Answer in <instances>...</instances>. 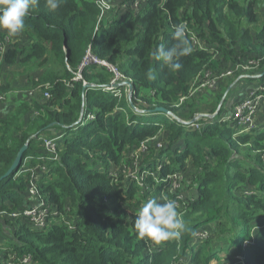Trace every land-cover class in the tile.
Segmentation results:
<instances>
[{"label": "trees", "instance_id": "obj_1", "mask_svg": "<svg viewBox=\"0 0 264 264\" xmlns=\"http://www.w3.org/2000/svg\"><path fill=\"white\" fill-rule=\"evenodd\" d=\"M119 1L122 6L134 0ZM262 3L147 0L141 10L115 11L100 24L99 9L91 0H64L54 12L46 0L31 7L23 32L13 37L0 57V94L11 105L0 116V178L22 146L28 143L24 160L37 158L46 153L41 137L59 138L60 159L49 164L41 186L52 202L62 209L69 206V217L77 225L37 230L0 215V242L17 252L15 259L0 258V264H22L19 257L24 254L32 255V264H172L178 240L141 239L133 226L136 212L149 197L157 198V189L138 195L134 183L114 184L101 170L161 131L167 132V143L157 155L152 148L146 161L154 158L155 166L157 159H163L164 175L191 172L190 162L195 169L190 186L197 198L183 214L187 231L181 237V253L195 232L207 227L211 236L191 247V264H228L237 255L244 256V264H264V130L234 136L237 126L227 121H203L199 129H188L157 111L163 106L179 118L192 119L200 109H216L223 94L199 105L207 93L212 94L210 90L179 107L174 104L189 93L205 69L222 72L240 58L264 57V21L256 9ZM184 21L208 48L180 57L179 70L169 69L153 60L152 52L160 45L170 47L174 26ZM89 47L132 79L131 98L104 89L113 78L104 65L82 70L91 87L84 89L82 80L72 81ZM150 69L153 80L146 75ZM12 76L27 80L21 88L25 94L15 95ZM230 80L221 81L219 87ZM217 90L213 97L219 96ZM47 91L50 97L45 96ZM135 107L145 112L137 113ZM89 113L95 118L88 120ZM244 157L253 161L247 164ZM19 171L0 181V212L28 204L27 175ZM246 240L252 243L245 247Z\"/></svg>", "mask_w": 264, "mask_h": 264}, {"label": "built area", "instance_id": "obj_2", "mask_svg": "<svg viewBox=\"0 0 264 264\" xmlns=\"http://www.w3.org/2000/svg\"><path fill=\"white\" fill-rule=\"evenodd\" d=\"M91 1L95 3L99 9V24L104 19H111L115 11L124 10V12H126L129 8L139 11L147 2V0H134L131 4L123 3L122 6H120L119 0ZM181 24L186 26V36L190 40L193 50L208 48L205 39H202L198 32L189 26L187 21H184ZM12 39L13 37L9 36L6 32H4L3 35L0 34V57H3L7 45ZM263 61V56H248L245 59L240 58L234 66H230L227 70L222 72L213 73L209 69H205L204 75L193 84L189 93L182 94L179 97V100L174 104V106L179 107L198 93L207 90L214 93V91L219 88L221 81L225 79H233L238 87L239 84L244 85L243 88H245V92H238V95L232 101L228 112H221L220 107L213 112H197L194 121L193 119L179 118L170 113H168L167 116L175 118L181 125L188 129H199L204 124L203 121L231 122L233 125L237 126L234 136L258 129L259 115L264 110V75L262 76L264 70ZM91 64L104 65L113 73V78L110 84L104 88L105 90L114 92L119 98H122L123 96L129 98L132 97L134 89L131 90L128 85L120 86V83L124 80L133 83L132 79L126 77L117 64L100 58L90 47L86 50L83 59L79 64L78 71L72 81L82 80L86 83L82 76V70ZM72 81H68V85L72 84ZM45 96L50 97L51 95L47 91L45 92ZM5 100L6 95L0 94V106ZM134 110L137 113L145 112L142 107H135ZM94 118L95 114L93 113H89L87 116L88 120ZM165 135L166 133L161 131L158 135L141 141L138 145L127 150L123 154L120 162L111 161L107 169L104 166L101 167V170L108 172V176L113 179L114 184L121 182V180L124 182H132L134 185L137 183L143 189V193H152V189H157V198L174 200L177 204V211L183 218V214L186 212L191 202L197 198L196 190L194 187L190 186L192 181V179L189 180L191 172L178 170L164 175L161 172L164 163L163 159H157L155 166L151 165L154 158L146 161L151 157L152 148L156 149L157 155V153L165 147L167 143ZM62 136L63 133L60 134V138ZM58 139L59 138L47 136L41 137L46 152L45 155L37 158L33 156L26 158L20 168L21 170L19 171V174L27 175L28 182L26 191L28 204L23 208L15 209L11 212H0L1 216L18 221L17 226L27 225L32 229L44 230L54 225L65 223L70 229L76 228L77 222L73 217H69L71 211L69 206L62 209L58 204L52 202L50 198L43 193L41 186V182L45 177L49 164L54 160L58 161L60 159ZM34 159L37 161L36 164H32V160ZM151 198L152 197H149L148 199ZM210 236L211 230L209 228H199L195 232L194 237L184 254L181 253V238L178 239L179 252L174 255L172 264H191L193 259L191 247L200 246L204 241L210 238ZM251 243V240H246L244 246L246 247ZM15 253L17 252H12L8 249L4 241L0 242V258L9 256L11 259H15ZM19 262L22 264H32L33 257L31 254H24L19 257ZM244 263V256L237 255L235 261L229 262L228 264Z\"/></svg>", "mask_w": 264, "mask_h": 264}, {"label": "clouds", "instance_id": "obj_3", "mask_svg": "<svg viewBox=\"0 0 264 264\" xmlns=\"http://www.w3.org/2000/svg\"><path fill=\"white\" fill-rule=\"evenodd\" d=\"M63 2L64 0H46V7L54 12L61 7ZM38 3L39 0H0V30H5L11 37L22 33L30 8ZM172 39L174 43L170 47L158 46L152 52V58L162 62L163 66L169 69L179 70L182 66L179 58L193 52L184 24L174 26ZM146 75L150 80L156 78L151 69ZM0 111H5V109H0ZM133 226L139 238H147L156 243L178 240L187 231V225L177 211L176 202L164 198H151L145 201L135 214Z\"/></svg>", "mask_w": 264, "mask_h": 264}, {"label": "crops", "instance_id": "obj_4", "mask_svg": "<svg viewBox=\"0 0 264 264\" xmlns=\"http://www.w3.org/2000/svg\"><path fill=\"white\" fill-rule=\"evenodd\" d=\"M0 31H2L1 33L6 32L5 30H0ZM263 72H264V70H263ZM6 78L7 77L4 76L5 81H6ZM23 80L20 79L18 76L17 77L12 76L13 85L16 87V90L14 91L16 96L21 95V94H25L27 92V90L26 91L21 90V88H23L27 84V80H24V81ZM225 84L226 85H224V87H219L217 90V94L220 93V94H223V96H222L218 106L216 107V109L219 107L222 108L224 113L229 111L232 101L234 100V98L237 96V94L239 92L237 83L235 81L230 80V81L226 82ZM213 95H214V93H212V94L207 93V96H205L203 103L200 102L199 105H205V104H208V103L214 101L216 99V97H213ZM218 98H219V96H218ZM10 106H11L10 102H8L7 97H6V101L4 103H2L0 106V109H5V111H0V116L2 115V112H7V110L9 109ZM200 110L204 111L205 109H200ZM200 110H198L197 112H200ZM258 129L264 130V110L259 115ZM60 134H62V133H60Z\"/></svg>", "mask_w": 264, "mask_h": 264}, {"label": "water", "instance_id": "obj_5", "mask_svg": "<svg viewBox=\"0 0 264 264\" xmlns=\"http://www.w3.org/2000/svg\"><path fill=\"white\" fill-rule=\"evenodd\" d=\"M264 75V72H262V76ZM91 83H86L84 84V89L86 87H91ZM124 85H128L130 87L131 90L134 89L133 87V83L129 82L128 80H124L120 83V86H124ZM157 111H160V112H164V113H170L172 114L173 116H176L173 112H171L170 109L166 108V107H163V106H159L157 107ZM28 148V143L25 144L24 146H22L20 148V150L18 151L17 155H16V158L13 162V164L11 165V167L8 169V171L0 178V181L5 178V177H8L9 175H11L14 171H18L21 167V165L23 164V160H24V155H25V152Z\"/></svg>", "mask_w": 264, "mask_h": 264}, {"label": "rangeland", "instance_id": "obj_6", "mask_svg": "<svg viewBox=\"0 0 264 264\" xmlns=\"http://www.w3.org/2000/svg\"><path fill=\"white\" fill-rule=\"evenodd\" d=\"M256 9H257V11H258V13H259V20H260V22H262V21H264V3H262V4H258L257 5V7H256ZM247 85V84H246ZM244 87V85H242V84H239V87H238V89L239 88H243ZM219 95V98H220V94H218ZM215 97H218L217 95L215 96ZM207 99V98H206ZM215 106V105H214ZM205 111V110H204ZM164 133H167V132H165L164 131ZM176 146V145H175ZM245 148H247L246 146H245ZM251 158V159H250ZM249 159L248 158H246L245 159V157H244V162L245 163H247V164H249V163H251L253 160V158L252 157H250ZM190 169H191V175H192V173L195 171V169L193 168V164L190 162L189 163V166H188ZM191 179V176H190V178H189V180ZM135 188H136V193L138 194V195H142V193H143V189L141 188V186L139 185V184H135ZM192 188V187H191ZM224 258H225V256L224 255H222V259L224 260ZM222 260V261H223ZM212 264H217V261H213L212 262Z\"/></svg>", "mask_w": 264, "mask_h": 264}]
</instances>
